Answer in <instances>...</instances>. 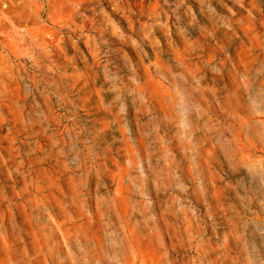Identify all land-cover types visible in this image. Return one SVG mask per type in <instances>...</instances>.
Listing matches in <instances>:
<instances>
[{
    "label": "rangeland",
    "instance_id": "obj_1",
    "mask_svg": "<svg viewBox=\"0 0 264 264\" xmlns=\"http://www.w3.org/2000/svg\"><path fill=\"white\" fill-rule=\"evenodd\" d=\"M0 264H264V0H0Z\"/></svg>",
    "mask_w": 264,
    "mask_h": 264
}]
</instances>
